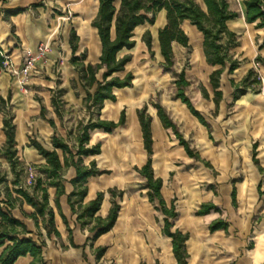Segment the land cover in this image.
<instances>
[{
    "label": "crops",
    "instance_id": "1",
    "mask_svg": "<svg viewBox=\"0 0 264 264\" xmlns=\"http://www.w3.org/2000/svg\"><path fill=\"white\" fill-rule=\"evenodd\" d=\"M82 1L83 0L0 1L1 51L6 52L10 59H13V61L17 63L21 60L23 50H35L40 43H52L56 39L55 34L58 29V20L51 19L54 22L52 26H50L51 24L48 21V6L55 4L69 7L71 5H79ZM97 7L98 0H93L92 10L91 0H84L83 5L79 7L81 15L77 22V28H73L84 44L89 45L90 49L91 44L93 45V49H91L92 54L99 55V38L97 37L96 29L90 24L96 14ZM20 8L23 9L22 12L17 13L16 15L3 17L7 11ZM158 13L160 14L158 22L163 26L165 23V11L161 10ZM59 18L60 17H58V19ZM236 19L227 22L229 29H231L229 26L230 23L235 22ZM138 27L140 26H137L135 29ZM71 29L72 28L69 27L63 34L66 57L65 66L62 67V70L63 72H66L67 75L70 74V78L67 80L68 86H58L54 89L52 85L39 80L41 85L39 90L46 87L47 97L43 96L42 100L39 98H31L27 100L26 102L30 107L22 119L18 120L17 114H13L16 148L21 147L23 148V151L33 153L39 164L44 163V159L37 153L35 148L28 145L29 137H35L46 148H50V137L54 131L57 133V128L60 127L62 131L60 134H57L67 139V133L71 131L72 136L69 138V142H74L73 136L75 134V126L77 122H75L73 130H70L71 128L64 129L65 117L63 112L61 111L62 115L59 118L51 104V96L54 91L60 88L64 90V93L61 96V99L65 102L64 104L74 105L75 103H78L79 105H83L82 99L84 97V91L80 86L77 71L69 62L72 54L68 41ZM193 29L199 34V48L202 49V34L195 26ZM258 35L262 40L260 41V38H257L258 50L255 55H261L264 57V34L262 36L260 34ZM156 36L157 30L155 32V45L158 49ZM260 46L262 47L259 48ZM78 49L79 45L75 52V55L77 56ZM55 53L56 49L53 48L50 55ZM84 62L87 63L91 61ZM258 64L260 68L264 69L263 64ZM49 66L50 65L46 66L48 72ZM210 67L214 70L218 66ZM240 67L241 65L236 70ZM249 68H251V66H249ZM249 68L246 69L248 70ZM134 79H136V77L133 78L131 87L115 88L114 93L116 95V100H105L103 102V107L100 110L101 119L117 121L120 111L125 109L124 105L129 104V115H126L125 111V123L122 126L115 128L110 133L99 129L90 131L88 145L95 144V142H92V138L95 134L104 137L113 132L121 131V133L129 136L131 139L139 141L141 149L138 156L135 158L133 165L141 167L145 163L147 156L143 148L142 134L136 115V109L140 108L139 104L142 103L146 96L144 94H134V91H137L135 87L137 83ZM231 88L232 86L230 85V88L227 90L229 94L231 93ZM220 89L222 90V99L219 103L218 110L222 109V107L229 102V98L224 96V86L221 82ZM36 90L38 89L36 88L34 92L41 95V93ZM118 91L122 92L119 96H117ZM206 91L208 92V90ZM9 92L12 94L9 84H2L0 86V97L6 99ZM246 94L240 97H243ZM65 95H70V98H64V100L63 96ZM210 97L211 95H209V98ZM240 97L236 100H233V98L231 100L237 102ZM7 104L8 101L6 102V105ZM41 106L46 110L44 116H41L40 114ZM48 111H50V116L47 115ZM148 112L151 115V131L153 138L152 168L154 175L162 179L161 194L165 202L169 204L172 199L174 200L177 217L173 220V228H177L181 232H188L189 234V238L186 241V251L188 253L186 264H264V178L263 172L260 170V168L264 169V163H253L252 160H250L248 168L244 174L239 176H235V174L228 171L225 173L221 172V176L215 179L217 183V195L212 192L213 189L211 187H208L207 189L204 188L203 191H201V189L195 188L194 186L192 188H190L191 186L187 187L189 190L185 194V186H181L183 183L180 184L177 182L175 185H168L167 178L173 171L171 167V144H168L167 155L164 160L159 158L157 152L156 140L165 141L166 137L168 141V133L171 129H165L161 125L154 108H148ZM174 112L185 125V130L190 131L192 128L191 126L195 125V123L188 118H185L183 112H178L176 110H174ZM88 116L89 115H87L85 119H87ZM2 118L3 116L0 117V140L3 139L2 142L4 143L5 136L2 131ZM47 119L53 120L55 128L49 124ZM23 124L24 126L22 127ZM186 125H189L190 127L187 129ZM178 146L182 148L180 145ZM244 148V151L248 152V147L245 146ZM100 150L101 152L97 155L83 156L82 164L84 166H89L91 160H95L97 168L109 170V173H104L98 176H89L86 179V182L83 185L86 188L85 196L81 203H74L76 212L72 211L68 202V195L73 190L77 189V185L71 182V179L75 177L76 171L73 166H67L64 168L63 186L65 193L59 197V206L67 223L64 222L55 207V188L48 187L47 189L48 205L53 209L54 224L59 236H55L53 233L48 236L47 231L41 222H39V226L37 227L32 218L24 215V213L30 214L33 212V208L25 202L13 208L12 215L20 219L26 225L27 230L30 231L29 235L37 241L45 242L43 247V257L46 264H156V260H158L160 264H176V259L173 256L171 249V240L161 232L163 220L162 225H153V211L146 208L144 202H141L139 207L137 206L140 193L137 197L136 195H133V198H130L124 192L122 198L117 199L120 204V210L115 224L109 231L99 235L95 239H91L92 234L89 231L93 224L91 219L86 217L82 220L77 219V213L80 211L79 204L84 205L88 203L90 200L94 199L97 192L100 191L104 193L103 199L94 216L105 217L111 206V198L107 190L113 187H120V177L118 176V173L114 174V167L105 164V155L107 152H104L101 144ZM182 150L183 153H185L183 148ZM134 172L138 174L135 170ZM233 189L235 190L236 205H233L231 198ZM141 201L143 200L141 199ZM208 202L215 204L220 209V212L212 210L207 214L197 215L195 210L198 208V205L200 203ZM217 218H221L228 223L227 231L224 229H216L213 232L209 231V224ZM69 229L71 234H69ZM70 236L75 246L71 245L69 239ZM99 247H105L106 250L101 257H96L95 252ZM1 250L2 247H0V252ZM31 259L32 258L29 255L20 256L16 259L14 264H29Z\"/></svg>",
    "mask_w": 264,
    "mask_h": 264
},
{
    "label": "trees",
    "instance_id": "2",
    "mask_svg": "<svg viewBox=\"0 0 264 264\" xmlns=\"http://www.w3.org/2000/svg\"><path fill=\"white\" fill-rule=\"evenodd\" d=\"M6 2V0H0ZM244 7V20L246 23H255L256 28H264V0H241ZM165 11V23L157 29V44L163 61L161 63L163 69L171 70L173 66V50L172 44L178 43L184 47H189V38L183 29V24L188 22L191 26L202 34V52L205 62L209 66H218L208 75V85L211 89L210 99L215 105L214 113L218 111L219 103L222 99V90L220 89V77L227 66V73L233 74L240 66V61L232 59L228 54V50L239 45L237 34L229 29L227 22L239 17V13L230 10L226 0H98V7L95 16L91 20V26L96 29L99 42L100 53L97 62L85 63L86 53L75 55L78 47L79 37L74 28L69 34V45L72 51L69 62L74 66L78 73L79 83L84 91L82 99L83 106L89 115L87 119H79L75 126V134L73 143L69 142L72 132L67 133V139L59 136L56 131L50 137V148H46L35 137L28 138V145L35 148L37 153L44 159V163L35 165L39 175L34 178L32 191H29L19 183V174L17 172V149L15 141V125L13 123V115L4 113L2 118V131L5 140L0 155H2L9 163L10 172L13 176L12 180H7L6 173L0 172V184H3V190H0V264H14L20 256L29 255L31 261L29 264H46L43 257L44 241H37L27 230L26 225L18 218L12 215V209L17 205L25 202L33 208L30 214L24 215L33 219L38 227L39 222L47 231V235L54 234L59 236L54 224V212L52 207L48 205V187L55 188V207L60 216L66 222L65 217L60 211L59 197L65 193L63 186V171L67 166L75 168V177L71 182L77 185V189L68 195V202L73 212L75 202L82 201L85 196L86 188L84 183L89 176H98L109 173V170L99 169L96 167L95 160H91L89 166L82 164V157L89 155H97L101 152L100 144L95 143L88 145L90 139V131L94 129L103 130L110 133L115 128L125 123V109L120 111L117 121L105 120L100 118V110L105 100L115 101V88L131 87L133 74L130 71L125 72L126 65L131 61V54H124L118 57V53L123 50H130L135 46L134 30L137 26L145 23L153 25L156 14ZM23 9H15L7 11L3 17L16 15ZM225 38V43L222 39ZM141 41L145 43L150 53L152 47V35L149 29L144 30L141 35ZM260 46L259 48H261ZM0 49V68H2L5 58L2 56ZM255 62L264 65V57L257 55ZM124 72L121 76L119 73ZM175 94L174 98L183 103L188 111L203 125L208 137L212 139L210 124L204 115L195 108L190 98L185 93V88L189 86L190 81L185 77L184 70L175 73ZM230 85L233 88L232 98L238 99L246 94L249 90L257 92L258 88L254 85H261L260 76L249 68L246 74L235 82L233 78H229ZM203 96L209 98L208 92L203 88ZM64 90L62 88L54 91L51 96V104L54 111L60 118L61 107L65 103L61 96ZM10 92L6 99L0 97V112L3 113V107L10 99ZM155 109L156 115L165 129H171L178 145H180L187 156L197 161L203 162L206 167L212 168L209 161L201 158L198 152L190 147L189 142L177 129L176 124L166 111L165 107L159 102H149ZM45 108L41 106L40 114L44 116ZM137 119L142 134L143 148L146 153V161L141 167L134 166L133 169L144 178L142 186L145 189L147 200L153 205L154 210L163 215V225L161 232L171 240V249L176 259V264H186L188 253L186 251V241L189 238L188 232H181L177 228H173V220L177 217V211L172 199L169 204L165 202L161 194L162 179L154 175L152 168L153 155V138L151 131V115L148 112V103L136 109ZM49 124L55 128L52 119H47ZM256 147V144L253 145ZM60 153H59V152ZM256 163L257 160L253 158ZM263 172L264 169L260 168ZM9 184L11 186H9ZM108 193L111 198V206L105 217L94 216L98 211L103 199V192H97L96 197L88 203L79 204L80 211L77 213V219L82 220L84 217L90 218L93 222L89 231L92 234L91 239L97 238L99 235L109 231L117 219L120 204L117 199H121L125 190L115 187L109 188ZM74 198V199H73ZM233 205H236L235 190L231 193ZM16 202H19L16 204ZM220 212V209L213 203H200L195 210L197 215H204L210 211ZM228 223L217 218L213 220L208 229L213 232L216 229H224L227 231ZM69 234L71 231L69 229ZM71 245L75 246L71 236L69 237ZM106 248L99 247L96 249V257H101ZM143 264V263H141ZM156 264H160L156 260Z\"/></svg>",
    "mask_w": 264,
    "mask_h": 264
},
{
    "label": "rangeland",
    "instance_id": "3",
    "mask_svg": "<svg viewBox=\"0 0 264 264\" xmlns=\"http://www.w3.org/2000/svg\"><path fill=\"white\" fill-rule=\"evenodd\" d=\"M226 1L230 10L239 13L236 21L229 25L236 32L239 45L231 47L228 50V54L231 55L232 59L239 60L241 67L229 75L226 66L225 71L221 75L220 82L224 86V96L229 98V102L216 113H214L215 109L212 101L210 98L204 97L202 91L203 88H206L209 95L212 93L208 85V74L212 68L205 62L202 49L199 48V34L194 31V27L188 22L183 24V29L188 35L189 47H184L178 43L172 44L174 63L171 70L163 69L161 65L163 58L155 45V32L158 27L162 26L158 22L159 13L156 14L153 25L145 23L135 29L133 37L135 46L132 49H123L118 53V57L124 54H131V61L126 65L125 72L130 71L133 74V78L136 77L134 81L137 83L135 85L137 91L135 90L134 94H144L146 96L142 103L139 104V107L148 103V108L152 109L153 107L149 102L161 103L176 124L179 132L189 142L190 147L198 152L201 158L212 164V168H209L203 162L186 156L182 148L178 146L177 139L172 130H169L168 133L170 143L166 137L165 141L156 140L157 152L161 160L166 158L168 144H171V167L173 171L167 178L168 185H175L177 182L183 183L181 186H185V194L189 190L187 187L191 186L190 188H192L194 186L201 189V191L204 188L211 187L213 189L212 192L217 195L218 191L216 190L217 183L215 179L221 176V172L225 173L228 171L235 174V176H239L244 174L250 160L255 163L253 158L258 163H264V69L260 68L259 64L255 62V53L258 50L257 38H260L258 34L262 36L264 28L258 29L255 27V23L245 22L244 7L241 0ZM83 3L84 0L79 5H71L69 7L55 4L48 6V21L51 24L50 26L54 22L51 19L58 20V29L55 34L56 39L49 44L50 48L47 55L36 61L34 70L29 75H26L22 71L23 55H21V60L15 63L6 52L2 51L5 61L2 68H0V86L2 84H9L12 94L11 99L8 100V104L3 107V113L0 112V117L8 112L11 115L17 114L18 120H20L30 107L26 102L27 100L31 98L42 100L43 96L47 97L46 87L39 90L41 88L39 80L52 85L54 89L58 86H68L67 80L70 78V74L67 75L62 70V67L65 66L66 57L63 34L69 27L77 28V22L81 15L79 7ZM92 4L93 0H91V10ZM58 17L60 18L58 19ZM146 29H149L152 35V53L149 52L145 43L141 41V35ZM222 43H225V38L222 39ZM78 45V55L85 52L86 62H97L98 55L92 54V44L90 49L89 45L84 44L79 39ZM53 48L56 49V53L50 55ZM47 65H50L49 72L46 67ZM249 66L260 76L261 85L259 87L253 86L255 89L258 88L257 92L249 90L245 96L240 97L237 102H233L231 100L233 88H231L230 94L227 91L230 88L229 78L232 77L235 82H238L246 74L247 71L245 70ZM181 70H184L185 77L190 81L189 86L185 88V93L195 108L204 115L210 124L212 139L208 137L206 128L190 114L186 106L180 100L174 98L175 73ZM123 74L124 72L119 73L121 76ZM36 88L38 89L36 91H39L41 95L34 92ZM121 93L118 91L117 96ZM64 98L69 99L70 95H65L63 96ZM124 107L126 115H129V104L124 105ZM61 108L65 117L64 129L71 128L70 130H73L75 122L79 119H85L88 115L84 106L78 103L74 105L63 104ZM174 110L183 112L185 118L195 123V125L191 126L190 131L185 130V125L175 115ZM47 115L50 116V111L47 112ZM189 127V125H186L187 129ZM61 131L62 129L58 127L57 133L60 134ZM2 140H0V149L3 146ZM92 142H99L103 146L104 152H107L105 164L114 167V174L118 173L120 187L115 188H123L130 198H133V195L137 197L140 193L137 206L139 207L140 203L144 202V206L153 211V225H162L163 217L161 213L154 210L153 205L146 198L145 189L142 190L144 178L136 174L132 168L135 158L141 149L139 141L131 139L129 136L121 133V131H116L104 137L95 134ZM254 144H256V147L253 146ZM245 146L248 147V152L244 151ZM16 149L17 160L19 162L17 165V172L19 174L18 185L32 191L34 178L39 175L35 165L39 163L33 153L23 151L21 147ZM0 172H5L7 180H12L13 176L10 172L9 163L2 155H0ZM9 186L11 185L9 184ZM0 190H3V184H0ZM18 203L16 202V204Z\"/></svg>",
    "mask_w": 264,
    "mask_h": 264
},
{
    "label": "built area",
    "instance_id": "4",
    "mask_svg": "<svg viewBox=\"0 0 264 264\" xmlns=\"http://www.w3.org/2000/svg\"><path fill=\"white\" fill-rule=\"evenodd\" d=\"M49 51V43H40L35 50L25 49L23 50V65L22 71L26 75H29L33 70L35 63L38 59H41L47 55ZM2 54V53H1ZM3 56V55H2ZM4 57V56H3Z\"/></svg>",
    "mask_w": 264,
    "mask_h": 264
},
{
    "label": "bare ground",
    "instance_id": "5",
    "mask_svg": "<svg viewBox=\"0 0 264 264\" xmlns=\"http://www.w3.org/2000/svg\"><path fill=\"white\" fill-rule=\"evenodd\" d=\"M46 44H48V43H46Z\"/></svg>",
    "mask_w": 264,
    "mask_h": 264
},
{
    "label": "water",
    "instance_id": "6",
    "mask_svg": "<svg viewBox=\"0 0 264 264\" xmlns=\"http://www.w3.org/2000/svg\"><path fill=\"white\" fill-rule=\"evenodd\" d=\"M263 12H264V10H263Z\"/></svg>",
    "mask_w": 264,
    "mask_h": 264
}]
</instances>
